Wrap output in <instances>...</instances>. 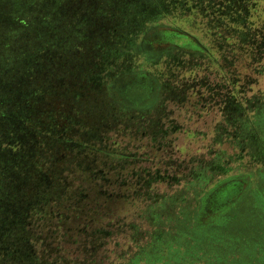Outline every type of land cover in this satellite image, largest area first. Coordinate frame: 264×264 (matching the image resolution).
Masks as SVG:
<instances>
[{"label":"rangeland","instance_id":"374dc122","mask_svg":"<svg viewBox=\"0 0 264 264\" xmlns=\"http://www.w3.org/2000/svg\"><path fill=\"white\" fill-rule=\"evenodd\" d=\"M0 264H264V0H0Z\"/></svg>","mask_w":264,"mask_h":264},{"label":"trees","instance_id":"16d2710c","mask_svg":"<svg viewBox=\"0 0 264 264\" xmlns=\"http://www.w3.org/2000/svg\"><path fill=\"white\" fill-rule=\"evenodd\" d=\"M167 33V32H166ZM167 36H170L173 40V43L177 46H184L185 44H190L194 48L198 49L199 51L206 50V46L202 44L194 35H191L187 32H184L180 29H173V31L168 32ZM178 39V40H176ZM146 73H141L140 77H145ZM134 82L129 85V89H131V85L135 88L137 85H135ZM139 84V82H138ZM140 87V84L138 85Z\"/></svg>","mask_w":264,"mask_h":264}]
</instances>
